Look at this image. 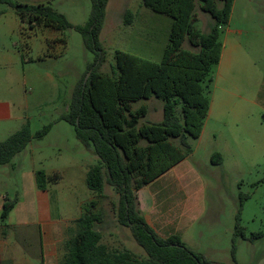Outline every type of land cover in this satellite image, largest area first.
I'll list each match as a JSON object with an SVG mask.
<instances>
[{
    "label": "rangeland",
    "instance_id": "374dc122",
    "mask_svg": "<svg viewBox=\"0 0 264 264\" xmlns=\"http://www.w3.org/2000/svg\"><path fill=\"white\" fill-rule=\"evenodd\" d=\"M13 3L50 4L80 26L91 13L90 0H0L1 95L17 105L15 119L0 123V145L27 126L34 135L52 126L11 164L0 166L4 204L7 199L17 201L14 221L8 222L10 240L35 252L51 236V250L57 249L54 262L62 264L69 229L95 200L98 205L92 210L103 213L98 226L102 243L146 257L131 230L118 222L116 190L106 185L100 197L88 188L87 173L99 159L63 119L96 54L85 48L75 30L44 26L31 30ZM200 6L196 0V26L208 33L213 19ZM171 26V18L154 13L141 0H109L100 34L104 56L100 71L113 77L118 50L161 62ZM221 42L224 61L213 69L209 94L213 110L205 132L189 141L191 172L181 188L174 179L171 182L173 174L159 179L164 174L146 186L142 195L157 215L151 213L154 227L149 225L156 234L179 237L210 262L264 264V0H236L230 21L222 28ZM184 48L190 49L187 41ZM9 71H14L13 85H9ZM141 106L148 108L141 124L163 120V101H140L134 109ZM172 141L180 146L178 139ZM215 154L221 156L220 164L213 162ZM39 171L60 174L61 179L42 191Z\"/></svg>",
    "mask_w": 264,
    "mask_h": 264
},
{
    "label": "trees",
    "instance_id": "16d2710c",
    "mask_svg": "<svg viewBox=\"0 0 264 264\" xmlns=\"http://www.w3.org/2000/svg\"><path fill=\"white\" fill-rule=\"evenodd\" d=\"M90 1L91 13L84 26L73 25L50 4L12 5L31 30L42 26L75 30L82 35L85 48L96 54L95 64L88 67L87 81L83 78L75 88L70 111L63 119L99 159L87 173L88 188L100 197L104 196L106 185L116 190L120 197L118 222L131 230L146 257L129 250L110 249L102 243L98 226L103 223V213L92 210L98 205L93 200L69 229L62 264H225L206 260L177 236H158L138 210L137 193L186 160L193 151L189 141L201 137L211 107L213 69L222 59L221 31L230 21L236 0H200L201 11L213 19L208 33L196 26V0H141L154 13L172 20L163 58L156 63L118 50L113 77L100 71L104 61L100 34L109 0ZM186 41L190 49L184 48ZM152 98L164 102L163 120L141 124L148 108L134 109V104ZM51 128L34 135L27 126L9 137L0 145V166L11 164ZM177 139L180 146L172 141ZM213 162L220 164L221 156L215 154ZM60 179V174L37 173L42 191ZM16 206L17 201L5 200L0 238L7 235Z\"/></svg>",
    "mask_w": 264,
    "mask_h": 264
},
{
    "label": "crops",
    "instance_id": "0c3cea01",
    "mask_svg": "<svg viewBox=\"0 0 264 264\" xmlns=\"http://www.w3.org/2000/svg\"><path fill=\"white\" fill-rule=\"evenodd\" d=\"M44 4V3H43ZM39 5V4H38ZM60 11V9L58 8ZM224 61V56H222L220 64L222 65ZM7 76L10 78L9 85H13V81H15L14 78V71H9L7 73ZM1 82L2 80L0 79V88H1ZM3 93L2 88L0 89V123L3 122H11L15 119V108H17V105H15L12 101L10 100H3L2 95ZM213 110V101L211 100V107H210V112L209 116L206 120L203 133L205 132L207 128V121L210 118V115ZM188 159V158H187ZM187 159L184 160L182 163L178 164L176 167L171 169L168 173H166L164 176H162L159 179H163L164 177H167L168 175L173 174L171 182H173V179L177 182L179 185V188L182 186V181H184V178L187 174L191 172L190 167L187 164ZM156 180L155 182L159 181ZM186 180V179H185ZM145 189H141L138 193V199H139V206H140V211L141 215L144 217L148 225L154 227V221L152 216H157L153 215L152 211V206L149 208L146 204V201L144 199V196L142 195V191ZM3 208H4V201L2 199V196L0 195V226H2V213H3ZM17 211V206L14 209V211L11 213L9 221L13 223V218L15 217V213ZM148 218V219H146ZM13 220V221H12ZM51 225V223H49ZM14 227V225L12 224ZM56 226V225H55ZM53 226V227H55ZM50 229V228H49ZM158 234V233H157ZM158 236L162 238H166L165 236L158 234ZM12 239V236L7 233L5 236H1L0 238V264H56L53 259V255H56V250L55 253H53V250H51L50 244H51V236H50V241L48 244H42L41 249L39 251H33V250H25L20 246H16L15 244L12 243L10 240ZM11 242V243H10Z\"/></svg>",
    "mask_w": 264,
    "mask_h": 264
},
{
    "label": "water",
    "instance_id": "95a60500",
    "mask_svg": "<svg viewBox=\"0 0 264 264\" xmlns=\"http://www.w3.org/2000/svg\"><path fill=\"white\" fill-rule=\"evenodd\" d=\"M89 77V76H88ZM88 77L86 78L85 82L87 81Z\"/></svg>",
    "mask_w": 264,
    "mask_h": 264
}]
</instances>
